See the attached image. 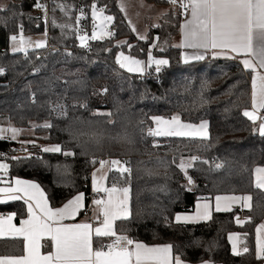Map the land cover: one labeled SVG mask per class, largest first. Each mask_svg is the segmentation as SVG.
Instances as JSON below:
<instances>
[{
  "label": "trees",
  "instance_id": "obj_1",
  "mask_svg": "<svg viewBox=\"0 0 264 264\" xmlns=\"http://www.w3.org/2000/svg\"><path fill=\"white\" fill-rule=\"evenodd\" d=\"M38 1L0 5V119L33 129L30 138L35 140L29 155H21L19 142L0 138V161L9 164L8 178L38 182L51 206L59 208L78 194L92 193L91 174L100 159L119 160L131 174L111 170L107 185L130 188L131 215L117 221V233L147 245L172 244L174 254L189 264H264L256 255L264 191L254 181L255 168L264 165V136L243 115L251 108L249 72L235 60L183 63L179 8H171L157 24L149 23L146 39H140L121 0H48V27L35 12ZM93 3L113 17V37L81 46L76 21L81 9L90 20ZM21 27L29 36L48 30L47 46L12 52L11 36H19ZM121 51L141 61L151 53L169 63L156 78L154 66L144 75L128 73L115 63ZM174 114L191 124L207 122L209 138L148 135L152 117ZM41 143L57 144L61 152H44ZM188 157L198 159L185 175L179 165ZM217 163L223 166L217 168ZM220 195H249L251 208L216 211L200 223L175 222L178 213L192 212L198 201ZM1 213L15 214L17 222L28 215L22 200L0 204ZM240 216L247 219L244 225L237 223ZM231 233L243 236L247 252L233 254ZM108 240L96 239L95 244ZM24 246L23 238H0V256L25 255Z\"/></svg>",
  "mask_w": 264,
  "mask_h": 264
},
{
  "label": "snow or ice",
  "instance_id": "obj_2",
  "mask_svg": "<svg viewBox=\"0 0 264 264\" xmlns=\"http://www.w3.org/2000/svg\"><path fill=\"white\" fill-rule=\"evenodd\" d=\"M168 3L183 9L184 14H190V19L182 25L183 43L180 47L194 50H211L216 55H224L228 58L235 56L243 57L241 63L244 69L250 70L254 75L251 81V110H245L243 115L253 124H258L260 136H264V0H167ZM37 9L47 11L46 7L36 3ZM92 19L100 21V32L95 30L94 23L91 39H100L104 34L112 35L107 31L108 25L112 22L111 15H104V8H98L95 3L91 5ZM121 10H124L123 4ZM81 9V16H83ZM79 23V18L76 21ZM67 27V26H65ZM135 31V29H133ZM81 46H86L89 39L87 35L79 36ZM146 39V37H140ZM11 41L13 51H26L32 45L30 39H26L21 27L19 36L12 35ZM36 47L43 48L46 42H37ZM155 46V45H154ZM230 54H235L232 56ZM203 53L194 56H185V63L190 59H203ZM118 63L129 72H144L146 67L154 64L155 71L159 72L161 66L169 63L166 59H156L149 53V65L130 56L120 53ZM4 69L0 68V75ZM107 91L106 89L104 90ZM156 127L149 128L150 136H177V137H200L209 138L207 122L199 125L182 123L180 117L173 116L171 119L152 117ZM44 127H51L45 124ZM0 131H3L0 129ZM13 139L17 134L16 129H11ZM3 138V137H0ZM44 152H61L59 146L45 147ZM64 155H73L64 152ZM198 159L192 157V160ZM208 163L207 161H203ZM96 163V161H93ZM100 169L105 164L112 166L121 165V161H99ZM127 162H124L126 164ZM190 166V165H189ZM179 167L184 170L185 164L181 162ZM221 167V165H216ZM0 171L5 175L8 172L7 164H0ZM121 175L131 174L127 166L118 167ZM255 186L264 189V167L255 168ZM104 176L99 179L93 174V185L96 193H104L105 197L97 198L94 204L99 209L95 217L98 226L93 227L92 223L65 224V220L75 219L83 208L84 195L78 194L69 200L63 207L53 209L48 205L47 199L40 186L36 183L16 179L12 186L6 184L0 187V203L7 200L24 199L27 205L28 219H23L20 226L12 224L14 215L7 217L0 216V235L5 232L13 236L22 237L25 241V255L22 256H0V264H185L179 254H174L173 245L149 246L136 241L126 234L117 233L116 221L130 218L129 208L130 188L129 187H105ZM188 182L192 183L191 177ZM0 183H4L0 178ZM251 196H217L215 198V211H230L234 203L243 202L244 207H251ZM200 211L195 217H175L177 222H187L197 219H210V205L204 203L198 205ZM237 223H243L237 217ZM256 255L258 259H264V223L256 229ZM49 239L54 251L47 254L41 253V240ZM94 238H108L109 243H100L99 247L93 246ZM232 241V251L239 255L236 241L238 237L233 234L229 237ZM248 251L247 246L243 249Z\"/></svg>",
  "mask_w": 264,
  "mask_h": 264
},
{
  "label": "crops",
  "instance_id": "obj_3",
  "mask_svg": "<svg viewBox=\"0 0 264 264\" xmlns=\"http://www.w3.org/2000/svg\"><path fill=\"white\" fill-rule=\"evenodd\" d=\"M130 0H121V5L122 4H124L125 2H129ZM91 11H92V9H91ZM159 17L160 16H157V20H156V22L158 23V19H159ZM191 17H190V14H188L186 17H184V18H182L181 19V23H180V39H179V45H181L182 43H183V35H182V25L186 22V20L187 19H190ZM140 19V21L142 22V24L143 25H147V23H152L153 22V19L152 18H148V17H144V16H141V18H139ZM86 35H88V37H91V35H92V20H91V14H90V20H88V19H86ZM148 27H149V24H148ZM78 29V28H77ZM78 32H79V30H78ZM82 34H84V33H81V32H79V36L80 35H82ZM25 35V34H24ZM41 35V34H40ZM85 35V34H84ZM27 36H29V35H27ZM77 40H78V43L81 45V42H80V39H79V37L77 38ZM88 41V40H87ZM85 42L86 43V45L90 42V41H99V40H90L89 42ZM47 44H48V39H47V42H46V46H47ZM45 46V47H46ZM10 48H11V50L13 49V46H12V42H11V44H10ZM181 48V60H183L182 62L183 63H185V61H184V57L187 55V56H189V57H191V56H194V55H196V54H200V53H203V55H204V58L203 59H200V60H198V61H202V60H205V59H207V58H209V59H216V60H235V61H237V62H239L241 65H242V67H243V64L241 63V60L243 59V57H240V56H235V54H230V55H232V56H235V58H228V57H226V56H224V55H216V54H214V52L213 51H211V50H209V51H207V52H205L204 50H194V49H191V48H183V47H180ZM37 49H39V48H37ZM31 50V49H30ZM27 51H29L28 50V48L26 49V51H15L16 53L17 52H27ZM12 52H14L13 50H12ZM197 60H195V59H190V60H188V62L187 63H192V62H196ZM152 66H154V67H156L154 64H152L150 67H152ZM244 68V67H243ZM246 70V69H245ZM246 71H248L249 72V75H250V83H251V81H252V77H253V73L250 71V70H246ZM251 91H252V89H251ZM249 110H251V108L249 109ZM178 114H174L173 116H177ZM172 116V117H173ZM179 116V115H178ZM159 117V116H158ZM180 117V116H179ZM162 118H164V119H171V117H162ZM181 119V118H180ZM256 124L258 125L259 124V121H257L256 122ZM207 125H208V123H207ZM155 127H156V125H155V123H154V128L153 129H155ZM208 130V133H209V128L207 129ZM154 137H156V138H160V137H165V136H154ZM170 137H177V136H170ZM165 138H167V137H165ZM184 138V137H183ZM191 138H200V137H191ZM201 139V138H200ZM108 160V159H107ZM106 161V160H105ZM194 162V161H193ZM193 164V163H192ZM9 166V165H8ZM122 166H124L123 164H121V165H119V166H112V165H110V164H106L105 166H104V168L103 169H101V170H99L98 171V169H100V165L98 166V168L91 174L92 175V181H91V192L93 193V194H96V192L94 191V185H93V174L95 173V175H96V177L99 179L101 176H104L105 178H104V180H103V184H104V186L105 187H108V185H107V177H108V174H109V172L111 171V170H117V168L118 167H122ZM192 166V165H191ZM190 166V167H191ZM258 167H264V165H262V166H258ZM257 168V167H256ZM8 171H9V168H8ZM0 178H3V180H4V183H0V187H5L6 186V184H11L12 186H15V184H14V182H15V180L16 179H20V180H25V181H29V182H33V183H36V184H38L39 186H40V188L42 189V191L44 192V195H45V197H46V199H47V202H48V205L51 207V208H53V209H56V208H54V207H52L51 206V204H50V201H49V199H48V196H47V194H46V192L44 191V189L42 188V186L38 183V182H36V181H34V180H30V179H24V178H13L12 180H10L9 178H8V172H7V175H5L2 171H0ZM254 181H255V171H254ZM110 188V187H109ZM261 190H263L264 191V189H261ZM83 194V193H82ZM84 195V194H83ZM105 195V194H104ZM129 195H130V193H129ZM220 196H230V195H220ZM231 196H244V195H231ZM245 196H249V195H245ZM0 198H2V197H0ZM74 198V197H73ZM72 198V199H73ZM104 198H106L105 196H104ZM19 200H22V202L24 201V199H19ZM94 200L95 199H93L91 202H90V205L89 206H87V199H86V196L84 195V201H83V208L81 209V211L79 212V214L76 216V218L75 219H71V220H65L64 221V223L65 224H75V223H92L93 224V227H96V226H98L97 225V223H96V219H95V217L98 215V213H99V209L97 208V206L94 204ZM12 201H16V200H7V201H5V202H3V203H0V204H4V203H8V202H12ZM67 203V202H66ZM66 203H64V205L66 204ZM204 203H208L209 205H210V211H211V216H212V214H213V212H216L215 211V203H216V200H215V198H213V199H211V200H200V201H198L197 202V204H196V206H195V209L192 211V212H182V213H178L177 215H179V216H188V217H195L196 215H197V212L198 211H200V209L198 208V205H203ZM250 204H252V202L250 201ZM63 205V206H64ZM27 206V205H26ZM63 206H61V207H63ZM61 207H59V208H61ZM129 208H130V200H129ZM235 208H241L242 210L244 209V210H248V209H250V208H248V207H244L243 206V202H240V203H234L233 205H232V207H231V210H233V209H235ZM230 210V211H231ZM220 212H226V211H220ZM10 215H13L12 213H1L0 214V216H4V217H7V216H10ZM176 215V216H177ZM175 216V217H176ZM24 219H28V215H27V217L26 218H24ZM209 219H203V218H201V219H197V220H192V221H187V222H185V221H183V220H181L180 222H177L176 221V219H175V222L176 223H180V224H194V223H200V222H205V221H208ZM239 220L241 221V222H243L242 224L241 223H238L239 225H244V223H246V221H247V219H245L244 217H239ZM119 221V220H118ZM21 222V221H20ZM20 222H17L16 221V216L14 215V218H13V220H12V224H14V225H16L17 227H19L20 226ZM116 223H117V221H116ZM262 223H264V220L260 223V224H262ZM259 224V225H260ZM259 225H258V227H259ZM115 227H116V224H115ZM257 227V228H258ZM233 234H235L237 237H238V240L236 241V246H237V250L239 251V248H240V246L242 247V248H244L243 247V236L240 234V233H231V234H229V237L231 236V235H233ZM256 236H257V233H256ZM6 237H17V238H22V237H19V236H13V235H11V234H9L8 232H5V234L4 235H0V238H6ZM228 237V238H229ZM96 239H105V238H94V240H93V246H95L96 244H95V240ZM25 242V241H24ZM103 243V242H102ZM143 243V242H142ZM229 243H230V245H231V249H232V241L229 239ZM41 245H42V247H41V253L42 254H47V253H49V252H52V251H54V246H53V244H52V242L49 240V239H47V238H45V239H43V240H41ZM149 246H162V245H150L149 244ZM256 251H257V246H256ZM233 252V251H232ZM240 252V251H239ZM241 253H243V252H240V254ZM26 254V253H25ZM234 254V253H233ZM236 255V254H235ZM185 264H189V263H187V262H185ZM203 264H213V263H210V262H204Z\"/></svg>",
  "mask_w": 264,
  "mask_h": 264
},
{
  "label": "rangeland",
  "instance_id": "obj_4",
  "mask_svg": "<svg viewBox=\"0 0 264 264\" xmlns=\"http://www.w3.org/2000/svg\"><path fill=\"white\" fill-rule=\"evenodd\" d=\"M8 2V0H0V5L1 6H4L6 3ZM97 5V4H96ZM124 6V12H125V15L127 17V21L130 23V25L132 26L133 29H135V32L136 34L139 36V37H146V34H147V30H148V24L147 25H143L142 22L140 21L139 18H141V16H144V17H148V18H152L153 19V23L154 24H157L156 20H157V16H163L164 14H166L171 8H179L178 6L176 5H172L170 3L168 4H164V5H157V4H153L152 3H149V2H146L145 0H130L129 2H125L123 4ZM176 6V7H175ZM98 8H101L97 5ZM83 13L84 15L81 16V11L79 13V23H77V28L79 30V32L81 33H84L86 35V19H87V14L85 12V10H83ZM104 15H107L105 12H104ZM91 20H92V32H93V26H94V23L97 25L96 27V31L97 33L100 32V28H99V25H100V21L99 20H96L95 22L93 21L92 19V11H91ZM112 23H113V20L112 22L108 25L107 27V31L112 33V35H107V34H104L100 39H96V40H106V39H109L111 37H113V30L111 28L112 26ZM88 36V35H87ZM24 37L26 39H30L32 41V45L30 47H28V50H33V49H37L38 47H36V43L37 42H40V41H44V42H47V34L46 33H43L41 35H35V36H27V35H24ZM90 40H93L91 39V37H89L88 41L89 42ZM12 42V41H11ZM126 41H121L120 44H125ZM13 46V45H12ZM13 50V49H12ZM120 53H123L125 56H129L127 53L125 52H119L117 57H116V62L118 64V66L128 72V73H133V74H137V75H144L145 73H147L149 71V68L150 66L146 67L145 71L144 72H129L127 70V68H122L120 66V63H118V57L120 56ZM134 59V58H133ZM145 63V65H149V59L147 61H143ZM182 123H187V122H184L181 120ZM202 122H205V121H202ZM202 122H199L195 125H199L201 124ZM16 129L17 130V134L15 136V138L13 139V133L11 131V129ZM0 129H2L3 131H0V137H3V139H8V140H12V141H16V142H19L20 144V149L21 148H26V149H29L30 146H33L35 144V140H31L30 137H33L34 136V130L33 129H20V128H17L15 126H13L11 123H9V120H5V118H1L0 119ZM25 137H29V138H25ZM184 138H191V137H184ZM203 139V138H201ZM54 146H59L57 144H45V143H41V150L45 147H54ZM60 147V146H59ZM62 149V148H61ZM43 151V150H42ZM29 155V154H27ZM105 161V160H104ZM106 161H109L110 160H106ZM194 160H192V158L188 157V158H184L181 162H183L185 164V169L182 170L185 175H188V169L190 168V166L192 165ZM0 164H8L7 161L5 160H2L0 161ZM181 164V163H180ZM106 165V164H105ZM190 165V166H189ZM9 168V166H8ZM244 248H242L240 246L239 248V251L240 252H244L243 251Z\"/></svg>",
  "mask_w": 264,
  "mask_h": 264
},
{
  "label": "built area",
  "instance_id": "obj_5",
  "mask_svg": "<svg viewBox=\"0 0 264 264\" xmlns=\"http://www.w3.org/2000/svg\"><path fill=\"white\" fill-rule=\"evenodd\" d=\"M37 3H40V4H42V5H44L45 7H46V9H47V11L45 12L43 9H37L36 7H35V12H36V14L38 15V17L40 18V19H42V21L47 25V27H48V25H49V23H50V20H51V5H50V2L48 1V0H39ZM179 10H180V15H181V18H184V17H186V15L184 14V12H183V9H181L180 7H179ZM46 34L48 35V30H47V32H46ZM164 70V66H161V70L159 71V72H162ZM159 72H156L154 75H153V77L154 78H156V76H157V74L159 73ZM261 115H264V112H261ZM19 154H21V155H27L28 154V149H26V148H21V150H19ZM100 160H103L104 161V159H100ZM221 165V167L223 166L221 163H217L216 165ZM99 165H100V163H99ZM218 168V167H217ZM220 168V167H219ZM105 195H104V193H96V194H93V193H91L90 195H88V196H86V199L89 201V202H91L93 199H97V198H101V197H104ZM130 237V236H129ZM130 238H132V237H130ZM133 239V238H132ZM110 241L108 240V241H105V242H103V243H105V244H107V243H109ZM100 246V244H96L94 247H99Z\"/></svg>",
  "mask_w": 264,
  "mask_h": 264
}]
</instances>
